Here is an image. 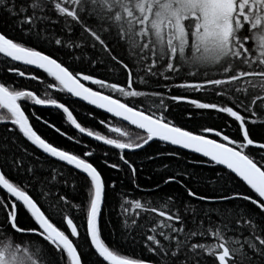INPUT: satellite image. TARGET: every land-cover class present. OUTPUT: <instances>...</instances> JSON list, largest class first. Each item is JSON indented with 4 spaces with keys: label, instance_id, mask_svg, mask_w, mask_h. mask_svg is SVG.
Listing matches in <instances>:
<instances>
[{
    "label": "snow or ice",
    "instance_id": "snow-or-ice-1",
    "mask_svg": "<svg viewBox=\"0 0 264 264\" xmlns=\"http://www.w3.org/2000/svg\"><path fill=\"white\" fill-rule=\"evenodd\" d=\"M0 12L20 33L0 31L2 70L42 86L37 94L0 80V124L9 134L0 138V264H264V135L252 132L264 128V0H0ZM77 61L125 79L98 77ZM76 101L138 131L100 119L113 138L84 126L66 106ZM181 104L195 110L186 119L208 111L222 123L196 130L177 124L172 113ZM33 106L57 110L81 137L118 150L119 163L107 151L102 163L117 172L126 167L140 192L149 190L126 152L160 142L221 166L209 180L214 194L193 188L197 178L186 169L163 180L182 194L143 199L117 191L92 162L95 148L32 112L80 150L38 134L25 111ZM62 188L83 199L74 202ZM108 190L118 207L111 241L101 226Z\"/></svg>",
    "mask_w": 264,
    "mask_h": 264
},
{
    "label": "trees",
    "instance_id": "trees-1",
    "mask_svg": "<svg viewBox=\"0 0 264 264\" xmlns=\"http://www.w3.org/2000/svg\"><path fill=\"white\" fill-rule=\"evenodd\" d=\"M0 31L6 32L14 38H19L20 36V33L15 29L14 21L12 19H9L3 12H0ZM33 43L40 50H43L45 52H49L52 50L51 46L49 45L37 44L35 41ZM121 51V49H117L118 53ZM57 55H60V53H57ZM77 55H80L79 50L74 53V56ZM61 59L69 58L67 56H61ZM69 63H71L70 59ZM76 66L84 67L85 70H91L93 74L98 77L109 78L110 80L119 79L121 82H123L125 79L122 75L116 76L108 72L107 68L104 65H98L95 69H89L87 63L80 65L79 61H77ZM2 69L3 65H0V80L8 82L15 81L18 87L34 90L37 91V94H41L42 86L38 85L37 82H33L24 78H17L11 74H5ZM36 74L40 75L41 73L37 72ZM186 79L191 80L193 78L188 77ZM152 87L154 88L155 85L153 84ZM158 90L164 91L163 88ZM171 94L189 95L192 98H199L203 101L216 102L219 99L211 94L205 95L202 93H185L184 90L180 89H173ZM53 95L54 97H58L61 102L69 100V97L64 96L63 94H57L53 92ZM66 106H70V110L74 109V115L77 117L78 122H81L84 126L93 128V130L102 131L103 134L110 135L113 138H116V134L109 133L107 129H105L102 125H99L98 121L100 119H106L110 124L115 126H122L132 133L138 131L131 126L124 125L122 122L116 120V118L110 117L106 113H103V111L96 110L82 102L76 101L71 105ZM25 111L26 114L29 115L30 122L34 125L35 130L38 131V134H41L44 138L48 139L55 145H59L65 148H71L74 151L80 150V146L67 141L65 138L60 137L57 133H55L54 130L49 129L43 123L36 121L35 118L31 116L32 112H35L43 119L48 120L50 123H53L54 125L60 127L62 131H66L69 135L80 137L82 139V142L87 143L90 148H95V155L92 157V162L98 166V169L101 171L106 183H111L113 180L116 181L117 191H124L129 193L132 197L143 199L164 197L166 194H182L183 189L179 188L178 185L174 183L164 185L163 180L170 174L186 169L187 171L193 173L197 178V181H199L191 182L193 188L207 195L214 194L212 189L213 187H215V185L209 183V180L215 179V174L217 171H220L221 166H211L210 162H207L206 158L200 157L198 154L189 153L185 150L178 149L167 144H162L160 142H151L149 145H146L141 150H137L135 153L126 152V158L129 159V161L132 162L137 168V182L139 183L141 188L149 190L140 192L139 190L135 189L130 183L129 173L126 167L122 165L124 170L117 172L116 170L105 167L102 163L103 159L105 158L103 154L106 151L109 153L107 157L109 162L119 163L118 150L111 149L109 146L102 145L99 142L92 140L91 138L81 137V134L77 133L75 129H72L69 125H67L66 121H63L62 113L58 112L55 109L45 106H33L26 108ZM89 111L93 112L95 120L86 115V113H88ZM188 111L195 112V110L190 109L186 104H181L178 108H176L172 113V116L175 118V122L192 130H196L199 125H209L215 127L222 123V120L218 119L215 114L209 113L208 111H204L202 115H194L191 120L186 119V113ZM252 132L253 135L259 139L262 135H264V128L257 125L252 128ZM6 135L9 134L6 132L5 126L0 124V138H3ZM169 151H176L180 153L179 159H177L176 157L162 155V153H167ZM149 156L153 157V159H148ZM165 164L169 166L167 169L163 167ZM221 183H223V181H221ZM157 184H160L161 187L155 191H150L151 189H154ZM228 187L232 188L233 190H244L243 188H236L232 184L228 185ZM61 192L67 194L71 199H73L74 202H79L81 199H83L82 192H74L71 188H62ZM117 212V198L114 196L111 190H108L103 215L101 218V226L103 229L104 237L108 241H111L113 239L112 232L114 228L117 229L116 235L118 238L119 225L117 221ZM77 223H79V221H77ZM136 251L139 252L140 248H136Z\"/></svg>",
    "mask_w": 264,
    "mask_h": 264
},
{
    "label": "bare ground",
    "instance_id": "bare-ground-1",
    "mask_svg": "<svg viewBox=\"0 0 264 264\" xmlns=\"http://www.w3.org/2000/svg\"><path fill=\"white\" fill-rule=\"evenodd\" d=\"M186 78H188V77H186V76H184V77H181V79H186ZM82 103H84V104H86L85 102H82ZM88 106V105H87ZM89 107H92L93 108V106H89ZM102 111V110H101ZM27 115V114H26ZM108 115V114H107ZM121 122V121H120ZM123 123V122H122ZM122 127V126H121ZM185 151H187V150H185ZM187 152H189V151H187ZM190 153V152H189Z\"/></svg>",
    "mask_w": 264,
    "mask_h": 264
},
{
    "label": "water",
    "instance_id": "water-1",
    "mask_svg": "<svg viewBox=\"0 0 264 264\" xmlns=\"http://www.w3.org/2000/svg\"><path fill=\"white\" fill-rule=\"evenodd\" d=\"M151 143V142H150Z\"/></svg>",
    "mask_w": 264,
    "mask_h": 264
}]
</instances>
